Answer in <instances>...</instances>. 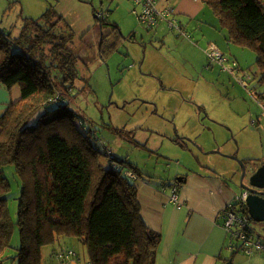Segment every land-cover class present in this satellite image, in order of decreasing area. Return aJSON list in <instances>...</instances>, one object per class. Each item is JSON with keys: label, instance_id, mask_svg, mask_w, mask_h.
Here are the masks:
<instances>
[{"label": "rangeland", "instance_id": "rangeland-1", "mask_svg": "<svg viewBox=\"0 0 264 264\" xmlns=\"http://www.w3.org/2000/svg\"><path fill=\"white\" fill-rule=\"evenodd\" d=\"M48 9L61 16L70 49L81 59L73 112L97 131L113 155L157 186L173 183L172 188L176 178L197 173L219 176L243 190L241 161L244 183L264 164V92L254 49L225 41L218 27H206L209 36L199 45L186 28L187 36L170 28L169 37L162 36L156 28L141 26L129 6L115 0H0V28L14 38L27 21L42 18ZM99 11L108 16L105 22ZM207 11L210 17L198 19L219 22ZM212 42L229 62L209 59L205 48ZM204 64L213 67L205 71ZM92 140L102 146L94 136ZM3 170L12 184L8 199L16 221L20 180L14 164ZM251 226L264 239V222L252 221ZM73 241L83 254L84 245ZM11 245L21 246L17 225ZM52 247L46 245L43 253ZM162 258L165 264L178 261L174 253Z\"/></svg>", "mask_w": 264, "mask_h": 264}, {"label": "trees", "instance_id": "trees-1", "mask_svg": "<svg viewBox=\"0 0 264 264\" xmlns=\"http://www.w3.org/2000/svg\"><path fill=\"white\" fill-rule=\"evenodd\" d=\"M203 1L229 42L257 52L264 86V0ZM42 18L27 21L14 38L0 28V84L21 88V97L0 113V264H46L43 248L56 243L61 264L72 257L83 264H156L163 234L144 218L138 188L126 173L140 175L138 169L126 167L73 112L81 59L57 11L48 9ZM9 164L21 188L16 221L3 170ZM16 225L20 247L11 245ZM73 240L84 245L83 254Z\"/></svg>", "mask_w": 264, "mask_h": 264}, {"label": "crops", "instance_id": "crops-1", "mask_svg": "<svg viewBox=\"0 0 264 264\" xmlns=\"http://www.w3.org/2000/svg\"><path fill=\"white\" fill-rule=\"evenodd\" d=\"M115 1L118 5L125 3L130 8L129 0ZM165 5H171L175 8L176 18L184 28L192 32L198 45L200 40L205 41L209 36L206 27L212 31L218 27L224 32L225 41L227 40L228 31L221 26L220 22L214 20L206 22L198 19L210 17L207 11V8L210 7L205 1L168 0L160 4V6ZM201 22H206V24H200ZM196 25L199 27L192 30L191 28ZM155 28L156 31L159 30L157 34L169 37L167 23L162 22ZM178 35L180 34L178 33ZM215 41H218L222 47H226L220 38L217 37ZM227 42L229 41L227 40ZM202 50L204 51V49ZM208 64H204L205 71L213 67V65L207 67ZM20 97L21 88L19 85L7 89L0 84V113L5 110L9 103ZM182 178L180 186L177 185L180 204L172 200L173 190L171 186L173 183L164 187L157 186L138 174L136 178L132 179L138 188L144 218L151 227L163 234L156 264H165L162 256L168 257L171 253H174L178 259L176 264H222L225 261L228 264H264V252L251 254L241 252L240 242L232 238L230 232L224 227L225 209L229 204L238 201L237 197L244 190L237 191L234 186L227 184L219 176H202L197 173H190L185 177L182 176ZM247 212L249 213V210ZM251 232L254 233L252 226ZM66 247L76 250L73 246L68 245ZM81 248L83 249V247ZM60 250L61 246L56 243L46 255V264H61V260L57 262L54 258L55 253ZM77 251L79 252V250ZM50 252L51 254H49ZM53 259L55 260L53 261ZM65 264H83V262L72 257L65 261Z\"/></svg>", "mask_w": 264, "mask_h": 264}, {"label": "built area", "instance_id": "built-area-1", "mask_svg": "<svg viewBox=\"0 0 264 264\" xmlns=\"http://www.w3.org/2000/svg\"><path fill=\"white\" fill-rule=\"evenodd\" d=\"M130 9L137 15L139 24L148 30L155 29L160 23H167L168 28L177 30L181 34L187 36V32L184 30L182 24L176 18L175 8L171 5L160 6L161 0H129ZM98 16L106 20L108 17L104 11H99ZM205 53L211 61H217L224 65L229 62L230 59L223 53L219 46L212 42L205 48ZM232 64L236 65L235 61ZM226 69V66H225ZM116 168H120V164L117 162L112 163ZM126 173L136 178L137 174L127 169ZM173 195L172 200L180 204L179 188L177 184L172 187ZM247 191H243L238 197L235 203H231L225 209L224 215V227L230 232L232 238H235L240 242L241 251L246 254L254 252H264V239L251 232V220L253 221L250 213L246 210ZM76 256V254H74ZM227 264V263H225Z\"/></svg>", "mask_w": 264, "mask_h": 264}, {"label": "water", "instance_id": "water-1", "mask_svg": "<svg viewBox=\"0 0 264 264\" xmlns=\"http://www.w3.org/2000/svg\"><path fill=\"white\" fill-rule=\"evenodd\" d=\"M96 17H98L96 15ZM242 164V176L241 188L244 191H247V206L249 213L254 221L264 222V164H262L258 169L250 175L248 183L243 182V178L246 174V165L241 161ZM183 178L178 177V180L181 181Z\"/></svg>", "mask_w": 264, "mask_h": 264}, {"label": "flooded vegetation", "instance_id": "flooded-vegetation-1", "mask_svg": "<svg viewBox=\"0 0 264 264\" xmlns=\"http://www.w3.org/2000/svg\"><path fill=\"white\" fill-rule=\"evenodd\" d=\"M114 32H115L116 34H118L117 29H114ZM260 166H261V165H260ZM260 166H259V167H260ZM257 169H258V168H257ZM257 169H255V170L252 172V174H253ZM176 181H179L178 178H176ZM260 191H264V189H260Z\"/></svg>", "mask_w": 264, "mask_h": 264}]
</instances>
